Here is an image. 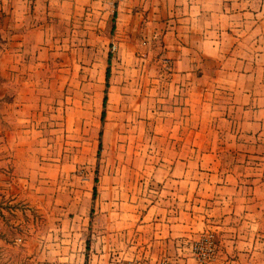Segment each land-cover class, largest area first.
<instances>
[{"label": "rangeland", "instance_id": "374dc122", "mask_svg": "<svg viewBox=\"0 0 264 264\" xmlns=\"http://www.w3.org/2000/svg\"><path fill=\"white\" fill-rule=\"evenodd\" d=\"M12 3L0 0V264H264V125L230 122L239 98L234 90L264 87L263 50L257 44L264 34L253 39L252 61L244 56L237 63L229 57L228 38L222 51L206 47L205 56L195 49L189 53L187 33L129 26L113 14L118 0L106 1V15L94 10L99 1L81 0L84 7L62 17L61 24L29 14L23 36L19 20L9 15ZM33 25L44 30L39 44L50 57L16 54L23 62L7 70L6 58L19 52L17 41L24 39L29 49L36 39L27 30ZM177 51L189 57L188 64L176 67ZM175 70L190 72L173 81L171 94L175 119L181 106L189 109L184 134L190 158L182 165L189 203L183 215L194 228L181 260L169 253L135 254L154 238L137 228L140 217L156 210L151 205L165 202L164 223L180 209L170 201L178 198L171 191L179 187L182 166L157 157L162 149L156 137L164 100L155 88L162 91ZM155 71L162 73L158 81ZM237 71L258 78H238ZM29 72L38 76L40 103L19 123L11 102L22 74ZM199 99L208 102L206 109L199 110ZM21 128L27 130L24 139L17 138Z\"/></svg>", "mask_w": 264, "mask_h": 264}, {"label": "crops", "instance_id": "0c3cea01", "mask_svg": "<svg viewBox=\"0 0 264 264\" xmlns=\"http://www.w3.org/2000/svg\"><path fill=\"white\" fill-rule=\"evenodd\" d=\"M80 1L81 0H13L9 15L11 17H16L19 20V24L23 26L21 29L23 36L24 31L26 30L24 22L27 21L29 14H32L33 17L44 19L46 17H49L50 19L51 17H54L53 19L60 21L59 24H61L62 17L75 15L76 13H79L78 10L84 7V4L81 5L79 3ZM90 1L92 2V5L97 1L101 3L99 4L101 7L98 8L99 6H96L94 9L95 11L102 13V15L108 13V11H104V4H106L107 0ZM113 14L125 17L129 26H142L140 27L141 30L147 28L144 26H150L148 29L150 28V31H154L155 25H158L170 27L173 31L178 33H187L189 41L188 45L185 47L188 48L187 52L189 53H192V49H195L198 51L199 55L205 56L206 47L210 48L208 50H212L213 48L215 51H222L223 45L225 44V38L229 39L228 47L231 49L229 57L237 63H243L244 56L250 57L251 59L252 54L250 55L249 50H251V48H257V44L264 51V42H256L257 44L253 42V39L256 40L260 37L263 38L264 0H118L116 10ZM140 18H143V22H141ZM50 23L52 26L55 24L53 20L52 22L50 21ZM39 26L35 27L33 25L31 28L27 29L29 30L31 37L36 38L35 40L32 39L30 41L29 49L24 39H19L17 41L16 49H19V52L12 51V53H10L11 57L6 58L7 70H9L11 66L14 68L15 65L17 69L18 64L23 62L24 59L22 58V61H20V59L15 57L16 54H24V56H27V52L29 51V56L31 57L33 55V58L36 57L39 59L40 56H42L41 58H44L47 55L50 57L51 51L47 47L44 49L45 46L39 44L38 38L42 37V32H44ZM114 26L115 25L113 24L112 27ZM240 31L242 34H245L244 37L243 35H239ZM257 32L263 34L257 36ZM189 33H192V35L190 36ZM207 33H214V38L207 39L209 36ZM193 34L195 36H193ZM175 46L177 47V45ZM263 51L259 52V58H264ZM175 53L178 55V60H174V62L176 61V67L177 63H189V61L185 63L186 58H189L188 56L180 54L178 51ZM107 58L108 55L106 57V62L108 64ZM248 60L249 59H247V61ZM37 65L38 62L35 63L36 67ZM23 72H25V70ZM12 73L13 75L18 74L13 71ZM153 75V79L158 81L162 76V73L155 71ZM189 75L190 72L188 71H172L167 77L168 80L164 86L165 90L163 89L161 91V89L158 88V85L155 88L158 100H164V103L161 105V112L163 115L161 116L160 124L156 125L157 129L160 128V134H157L156 137L158 140L157 142L161 143L162 149V154L157 157L163 159H175L176 164H180L181 166L190 158L189 135H187V132L184 134V129H188L189 125L188 115H184V113L187 114V110L189 111V109L186 106H181L180 111H182V113L181 115H177L180 119H175L173 105L171 103V94L173 91V81L185 80ZM234 75L235 77L244 78L245 80L248 79L247 76H249V78H258L252 73H247L246 71H237ZM8 77L9 75L7 78ZM37 77L38 76L31 74V72L25 75L22 74V85H18L16 91L13 92V95H16L11 103L16 107L14 110L18 113L17 120L20 121L19 123H22L25 120L26 113H35V108L40 103L39 97L41 94L39 92H41L42 88L41 85L37 83ZM260 77L264 79V75H260ZM10 78L11 76L9 79ZM166 90H168L167 95H170L168 98H166ZM198 91L200 92L201 89H198ZM234 92L239 98L234 99L238 103L233 104L235 117L233 116V119L231 117L230 122L234 121L238 126H243L245 124L250 125L252 123L258 124L259 127H263L264 119L262 118V113L264 112V105L260 100L264 99V87L261 86L259 88L253 85H246L245 88L243 86L236 88ZM159 94L164 95V98H161L162 96L160 97ZM257 100V104H254ZM206 103L208 102L204 99L201 101L199 99V110L200 106L202 109H206ZM175 129H177L176 132ZM26 133L27 130H23V128L18 129L17 138L24 139L27 136ZM170 144H172L171 148L169 147ZM177 170L178 172L181 171V173L178 174L181 175V177L176 179L179 183V187L175 186L174 191L172 190L171 192L177 193L178 198L170 201V203L174 204L175 202V207H180V209L176 207L178 212L175 211V217H166V219H169V223H164L161 221L165 220V212L161 214L163 208H160L161 206L167 208L163 205L165 202L157 200V204L155 203L154 205H151L150 208H156V210H153L151 213L152 215L150 216H148L149 212H147V214L140 217V223H138L139 225L137 228H142L144 233L148 230L150 232V237L152 238L154 235V238L150 240L151 243L149 244L139 245L135 253L136 256H141V254H143L144 256L157 257L161 254L169 253L179 258L183 255H187L184 242L186 238L190 236L191 225L192 227L194 225L189 224V219L185 220L186 217L183 215L185 213L184 206L189 203V188L186 185L184 186L183 166L180 170ZM165 201L168 204V200ZM153 212L155 213L153 214ZM176 213L178 214L176 215ZM178 215L180 217H178ZM133 223L136 224V222ZM132 254H134V252ZM179 260H181V258H179ZM182 260L184 259L182 258Z\"/></svg>", "mask_w": 264, "mask_h": 264}, {"label": "trees", "instance_id": "16d2710c", "mask_svg": "<svg viewBox=\"0 0 264 264\" xmlns=\"http://www.w3.org/2000/svg\"><path fill=\"white\" fill-rule=\"evenodd\" d=\"M108 63H110V53L108 54V58H107ZM109 76H110V64H108L105 68V87L108 86L109 83ZM106 102H107V93H106V88L104 89V94L102 97V109H101V113H100V119L103 120L104 116H105V106H106ZM101 134L102 132H99V139H98V146H97V151H100L101 149ZM96 191V186H93V193H95Z\"/></svg>", "mask_w": 264, "mask_h": 264}]
</instances>
